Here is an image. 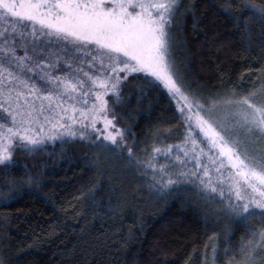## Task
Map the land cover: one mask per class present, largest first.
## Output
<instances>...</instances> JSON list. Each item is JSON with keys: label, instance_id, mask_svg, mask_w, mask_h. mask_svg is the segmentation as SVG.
Masks as SVG:
<instances>
[{"label": "snow or ice", "instance_id": "6c2138e0", "mask_svg": "<svg viewBox=\"0 0 264 264\" xmlns=\"http://www.w3.org/2000/svg\"><path fill=\"white\" fill-rule=\"evenodd\" d=\"M182 9L183 0H0V175L7 188H0V207L21 185L32 190L44 182L27 165L20 178L11 175L18 151L59 143L71 163L76 150L67 146L80 144L88 151L75 158L95 176H105L115 156L150 174L148 188L162 198L193 185L250 233L235 250L225 241L224 264H264V76L250 88L229 82L208 92L197 85L175 56ZM237 9L239 16L226 14L250 41L258 23L264 44V0H240ZM153 91L174 101L179 138L168 143L157 130V142L138 155L137 136L122 121ZM109 192L120 194L110 196L107 214L119 217L125 197L112 186ZM224 231L230 236L231 226ZM218 259L213 248L214 264ZM0 264L14 262L0 252Z\"/></svg>", "mask_w": 264, "mask_h": 264}, {"label": "trees", "instance_id": "16d2710c", "mask_svg": "<svg viewBox=\"0 0 264 264\" xmlns=\"http://www.w3.org/2000/svg\"><path fill=\"white\" fill-rule=\"evenodd\" d=\"M239 3L183 0L184 9L176 20L175 56L181 67L187 64L189 75L205 91L214 92L229 82L250 88L264 76L260 25L253 22L250 41L226 14L239 16ZM122 123L130 124L136 134L138 155L157 142V130L165 133L160 140L174 138L180 125L174 101L154 91L146 92L134 116ZM67 147L69 152L76 150L71 163L59 143L35 154L16 153L20 163L11 175L20 178L27 165L30 173L42 174L44 182L32 190L21 185L14 190L16 199L0 207V252L14 264H188L193 258L201 264V250L210 239L218 236L225 248L227 226L232 228L229 242L234 250L249 236L244 225L218 216L190 184L179 185L162 198L149 190L150 174L129 170L126 161L113 156L106 175L95 176L83 158H75L88 149L80 144ZM107 175H113V182ZM4 180L0 175V188L7 191ZM96 181L100 184L93 196L89 189ZM110 186L122 191L126 200L119 217L107 214L110 196L120 194L109 192Z\"/></svg>", "mask_w": 264, "mask_h": 264}, {"label": "rangeland", "instance_id": "374dc122", "mask_svg": "<svg viewBox=\"0 0 264 264\" xmlns=\"http://www.w3.org/2000/svg\"><path fill=\"white\" fill-rule=\"evenodd\" d=\"M180 124V123H179ZM180 127V125L178 126V128ZM178 135L175 136L174 138L169 135L167 136L164 140H166L168 143H177L178 141V138H179V133H177ZM49 145H52V144H49ZM48 145V146H49ZM47 146V147H48ZM112 159V158H111ZM115 162V161H114ZM160 163H165V160L164 159H161L160 160ZM191 166V165H189ZM191 185V184H190ZM193 186V185H192ZM208 205L212 208L213 211H216L217 215L218 216H222L225 218V214H223V212L221 211V208H222V205H219L218 203H215L213 201H209L208 202ZM227 217V216H226ZM256 223L259 222V219H256L255 221ZM222 225V224H221ZM224 229V228H223ZM248 238H246L245 240L249 239L250 238V233H248ZM231 236V235H230ZM230 236L227 238L226 236V239L225 241L227 240L228 244H230L229 242V238ZM231 245V244H230ZM227 246V244L225 245V247ZM213 248H217L218 249V254L220 256V259L216 260L215 261V264H221V259H224V260H227L228 257H225L224 256V248L222 249L221 247V242L220 240H217L216 238L215 239H210L206 244L205 246L203 247V249L201 250V253H200V258H201V264H214V260H213ZM232 253L229 254V256H231ZM238 258V257H237ZM188 264H195V260L194 258L191 260V262H189Z\"/></svg>", "mask_w": 264, "mask_h": 264}]
</instances>
